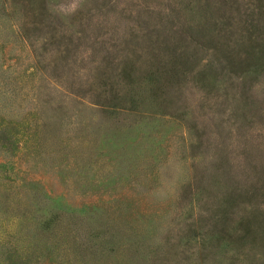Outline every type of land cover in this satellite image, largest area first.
Instances as JSON below:
<instances>
[{"label":"rangeland","instance_id":"1","mask_svg":"<svg viewBox=\"0 0 264 264\" xmlns=\"http://www.w3.org/2000/svg\"><path fill=\"white\" fill-rule=\"evenodd\" d=\"M264 264V0H0V264Z\"/></svg>","mask_w":264,"mask_h":264},{"label":"trees","instance_id":"2","mask_svg":"<svg viewBox=\"0 0 264 264\" xmlns=\"http://www.w3.org/2000/svg\"><path fill=\"white\" fill-rule=\"evenodd\" d=\"M27 259V257H24ZM23 257H18L17 259H11L10 264H27L26 260Z\"/></svg>","mask_w":264,"mask_h":264}]
</instances>
